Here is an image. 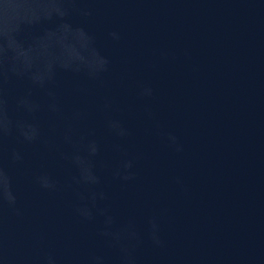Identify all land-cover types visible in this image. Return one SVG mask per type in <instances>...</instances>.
<instances>
[{"label":"water","instance_id":"obj_1","mask_svg":"<svg viewBox=\"0 0 264 264\" xmlns=\"http://www.w3.org/2000/svg\"><path fill=\"white\" fill-rule=\"evenodd\" d=\"M0 264H264V0H0Z\"/></svg>","mask_w":264,"mask_h":264},{"label":"clouds","instance_id":"obj_2","mask_svg":"<svg viewBox=\"0 0 264 264\" xmlns=\"http://www.w3.org/2000/svg\"><path fill=\"white\" fill-rule=\"evenodd\" d=\"M113 35H115V34H113ZM174 139H175V138L173 137V140H174ZM126 167L130 168V167H131V164H130V163L127 164ZM124 178H125V179H130L131 177H130V176H125Z\"/></svg>","mask_w":264,"mask_h":264}]
</instances>
